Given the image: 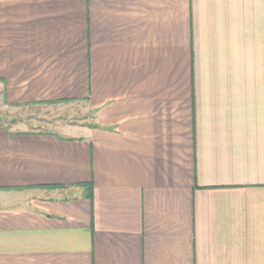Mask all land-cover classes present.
I'll return each instance as SVG.
<instances>
[{"label": "crops", "instance_id": "1", "mask_svg": "<svg viewBox=\"0 0 264 264\" xmlns=\"http://www.w3.org/2000/svg\"><path fill=\"white\" fill-rule=\"evenodd\" d=\"M0 264H264V0H0Z\"/></svg>", "mask_w": 264, "mask_h": 264}, {"label": "rangeland", "instance_id": "2", "mask_svg": "<svg viewBox=\"0 0 264 264\" xmlns=\"http://www.w3.org/2000/svg\"><path fill=\"white\" fill-rule=\"evenodd\" d=\"M84 108L78 102L23 103L10 104L4 91H0V121L15 130H51L58 129L65 122H80L84 120ZM5 193H0L2 196ZM0 198V204H9Z\"/></svg>", "mask_w": 264, "mask_h": 264}, {"label": "trees", "instance_id": "3", "mask_svg": "<svg viewBox=\"0 0 264 264\" xmlns=\"http://www.w3.org/2000/svg\"><path fill=\"white\" fill-rule=\"evenodd\" d=\"M1 118H2V117H1ZM1 118H0V119H1ZM0 125L5 126V127L8 128V129L10 128L9 126H6V125H5L3 122H1V121H0Z\"/></svg>", "mask_w": 264, "mask_h": 264}]
</instances>
